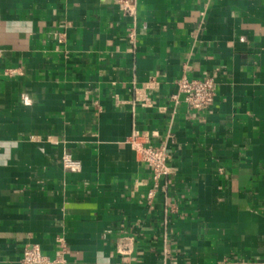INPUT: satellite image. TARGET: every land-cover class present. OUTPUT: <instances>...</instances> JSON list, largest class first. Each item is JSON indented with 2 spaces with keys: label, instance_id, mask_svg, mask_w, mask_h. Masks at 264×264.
Returning a JSON list of instances; mask_svg holds the SVG:
<instances>
[{
  "label": "crops",
  "instance_id": "0c3cea01",
  "mask_svg": "<svg viewBox=\"0 0 264 264\" xmlns=\"http://www.w3.org/2000/svg\"><path fill=\"white\" fill-rule=\"evenodd\" d=\"M130 3L0 0V264H264V0Z\"/></svg>",
  "mask_w": 264,
  "mask_h": 264
},
{
  "label": "built area",
  "instance_id": "2783aa9c",
  "mask_svg": "<svg viewBox=\"0 0 264 264\" xmlns=\"http://www.w3.org/2000/svg\"><path fill=\"white\" fill-rule=\"evenodd\" d=\"M114 1L127 10H131L130 0ZM175 84L176 91L169 96L173 102L178 103L181 96L182 101L194 109H206L211 105L215 89V80L212 77L197 79L182 75ZM130 143L140 160L149 166L154 183L168 173V153L162 147H153L147 144L140 134H134L130 138ZM61 161L67 171L74 172L80 169V161L70 154H65ZM151 194L152 191H149V196ZM21 264H50V262L41 255L37 245H31L23 250Z\"/></svg>",
  "mask_w": 264,
  "mask_h": 264
}]
</instances>
